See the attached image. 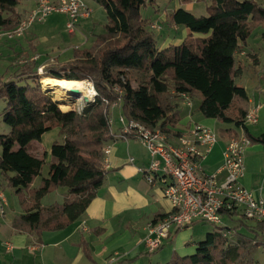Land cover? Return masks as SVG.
Instances as JSON below:
<instances>
[{
    "label": "trees",
    "instance_id": "obj_1",
    "mask_svg": "<svg viewBox=\"0 0 264 264\" xmlns=\"http://www.w3.org/2000/svg\"><path fill=\"white\" fill-rule=\"evenodd\" d=\"M92 1L102 7L107 23L103 34L93 35L90 48L74 50L68 62L43 66L42 74L37 61H26L8 80L0 79V99L5 103L2 122L10 129L0 136V173L19 197L23 214L12 222L17 231L61 230L84 214L105 179L103 148L113 139L108 121L115 101L125 120L159 129L174 141L181 134L182 108L172 91L187 94L199 103L203 118L232 126L228 133L243 131L250 145H264V133L253 137L247 131L248 97L236 85L241 47L257 28L263 30L264 42V0H210L207 16L200 17L177 8L168 14L167 22L189 34L164 49L157 46L147 30L149 22L141 15L154 0ZM18 4V0H0V31L18 25ZM42 78L78 82L90 78L96 91L94 102L81 112H64L59 102L42 91ZM134 82L138 83L135 88ZM55 129L62 142H53L49 152L40 151L42 136ZM45 165L47 177H41ZM38 177L40 185L34 189ZM58 188L65 189L63 203L41 206V200ZM236 222L213 226L202 241L194 243L193 255L173 253L166 264H254L252 251L264 248V221L238 218ZM161 247L148 253H158Z\"/></svg>",
    "mask_w": 264,
    "mask_h": 264
},
{
    "label": "crops",
    "instance_id": "obj_2",
    "mask_svg": "<svg viewBox=\"0 0 264 264\" xmlns=\"http://www.w3.org/2000/svg\"><path fill=\"white\" fill-rule=\"evenodd\" d=\"M34 4L36 6V0ZM189 5H180V8L193 10L194 7ZM15 12L18 14L16 9ZM19 17L20 20L23 19L22 16ZM163 20L160 15L159 21ZM85 21L88 19L79 23L86 24ZM90 22V29L93 31L94 21ZM183 33L185 36L189 34L186 29ZM78 36L81 37V33ZM181 41L179 40V43ZM167 47L162 46L161 49ZM247 97L248 102H252L248 94ZM198 104L194 102L193 110L183 109L181 106L182 114L178 128L179 131H184L190 125L198 124L213 131L218 130V141L203 160L202 166L206 174H216L220 182L223 179V174L219 172L224 148L234 137L233 134L240 136L243 131L228 133L226 130L233 129L230 125L219 129L217 121L202 118ZM263 111L260 110L258 115ZM197 113L201 117H198ZM259 119L255 125L246 126L248 133L253 137L264 133V114ZM116 129L113 134L117 135L119 126ZM39 145L42 147L41 143ZM105 146L110 148L109 154L104 155L103 160L105 179L84 214L61 230H46L36 234L17 231L12 227L13 220L23 214V211H16L10 221L0 225V248L6 245L5 252L0 251V264H166L173 253L180 257L194 254L195 242L190 239L193 225L188 229L172 230L158 253L151 255L147 252L143 242L147 235V225L155 218L158 220L160 216L170 213V204L165 200L161 187L149 185L139 171L148 167L149 155L138 141L113 138ZM130 158L133 159L132 164L128 162ZM244 166L245 173L240 184L264 200V145L251 144L246 149ZM2 178L0 173V179ZM33 186L34 184L32 188ZM43 199L41 206L50 207L62 204L64 195L61 203L44 205ZM236 220V215L231 219L225 218L226 223L223 225L232 226ZM8 245L11 246L10 251L7 250ZM165 245L170 252L167 255L163 254L167 251Z\"/></svg>",
    "mask_w": 264,
    "mask_h": 264
},
{
    "label": "built area",
    "instance_id": "obj_3",
    "mask_svg": "<svg viewBox=\"0 0 264 264\" xmlns=\"http://www.w3.org/2000/svg\"><path fill=\"white\" fill-rule=\"evenodd\" d=\"M52 13H61L67 17L66 30L69 35H73L81 20L91 18L92 10L84 0H36V10L25 20H20L14 29L4 32L3 36L8 39L21 38L34 22H42ZM150 28L154 29L155 26L151 25ZM42 69H38L39 74H42ZM114 90L120 93L118 88ZM172 94L182 106L188 109L192 107L193 101L189 95ZM260 109L261 105L249 102L244 118L245 126L258 122ZM119 122L116 135L112 130L113 121L111 118L108 121L113 138L136 140L147 150L149 165L139 171L149 185L161 187L171 207L170 213L164 218L147 225V235L143 240L147 252H154L162 246L172 230L182 229L198 221L212 226L223 225L224 213H233L245 220L264 221V200L240 184L245 173L244 155L250 146L243 134L233 137L225 146L219 172L223 174V179L219 182L216 174H206L202 166L203 160L218 141L215 131L192 124L181 131L178 138L170 141L159 129H149L123 117H120ZM103 152L109 154L110 148H104ZM128 162L132 164L133 159H128ZM6 204L3 192L0 191L2 215Z\"/></svg>",
    "mask_w": 264,
    "mask_h": 264
},
{
    "label": "rangeland",
    "instance_id": "obj_4",
    "mask_svg": "<svg viewBox=\"0 0 264 264\" xmlns=\"http://www.w3.org/2000/svg\"><path fill=\"white\" fill-rule=\"evenodd\" d=\"M154 1L148 4L146 8L141 10L142 18L149 22L147 30L152 33L154 39L157 42V46L160 49L162 46L165 47L177 45L179 40L183 41V39L186 37L183 33L184 28L177 29L173 26H170L167 22V17L169 13L174 11L176 8L182 7L180 5H186V3H183V0ZM189 1V4L194 7L193 10L190 11L192 14L198 17L207 16L206 7L209 5L210 0ZM18 2L19 4L16 7V11L20 16H22V20H25L32 11L36 10L34 0H18ZM84 2L92 10L93 15L90 19H88V21H85L86 24L79 23L78 28L73 35H69L67 33V17L61 13H52L47 18L42 20V22H34L24 32L22 38H18L20 40L8 39L6 36H3L4 32L0 31V79L2 78L3 81L8 80L15 70H17L22 64L26 63V61H37L39 63L38 69H40L43 68V66L53 64L54 62H68L73 58L74 50L90 48L94 42L93 35H100L104 33V26L107 23V19L102 7H100L96 2L92 0H84ZM160 15L161 18H164L163 21H159ZM90 21H94L93 31L90 29V25H92V22ZM152 24L155 26L154 29L150 28ZM80 33L81 37L78 36ZM262 33L263 30L261 28L255 29L250 38L247 40L246 45L241 47V50L238 52L237 67L240 69L241 73L236 78V85L241 86L246 90L247 94L252 100L250 103L261 105L260 110H264V80L262 79V77H264V42L262 40ZM85 82L90 83L95 91L92 79L88 78L85 80ZM137 84V82H134L132 86L135 88L137 87ZM41 88L42 91L46 93V95L52 97L53 101L60 103L59 109L64 112H81L82 108L87 103L94 102L96 97L95 91L92 99L88 100L87 103L82 101L79 104H68L66 102L58 101L53 96L50 89V92L45 91L47 90L45 85L42 86L41 84ZM260 94L261 96H258ZM182 105L183 104L180 103V106ZM4 108L5 103L2 99H0V136L8 134L10 131V129L2 122L1 114ZM182 108L188 109L185 106H182ZM118 109V101H115L114 105H112L109 111L110 118L113 121L112 130L114 132L120 125L119 119L121 115ZM193 109L194 102H192V107L188 110ZM262 114H264V111L261 112L258 117L261 118ZM197 116H200L199 113H197ZM217 127L220 129L227 127V125H223L218 122ZM57 132V130H52L42 137L41 145L43 148L39 145L40 151L49 152L51 143L55 141L59 143L62 142L63 137ZM215 132L217 133L218 130L216 129ZM238 133L240 134V131ZM104 148H106V146H104ZM104 155L106 154L104 153ZM47 161H50L49 155L47 157ZM47 173L48 167L45 165L42 168L41 177H47ZM41 177H38L34 181V189L39 187ZM5 182L6 181L3 176L2 180L0 179V191L3 192L7 204L5 207H3L4 214L2 215L0 213L1 226L5 225L7 221H10V219L14 217V213H16V211H22L19 197L15 195L14 190L11 189ZM64 192L65 189L62 188L53 190L43 199V204L47 205L54 202L61 203L63 201ZM222 221L224 223L225 218H223ZM235 224H237V222H235L233 225ZM191 228L192 235L190 239L194 242L202 241L205 237V234L213 230V226L211 224L199 221L195 222ZM4 248H0L2 253L5 252ZM8 248H11V246L8 245L7 249ZM165 249H167V251L163 254L167 255L170 253L167 245H165ZM250 258L254 264H264V248L259 247L254 249L250 255Z\"/></svg>",
    "mask_w": 264,
    "mask_h": 264
},
{
    "label": "bare ground",
    "instance_id": "obj_5",
    "mask_svg": "<svg viewBox=\"0 0 264 264\" xmlns=\"http://www.w3.org/2000/svg\"><path fill=\"white\" fill-rule=\"evenodd\" d=\"M41 81L47 89L45 91L51 90L58 101L68 104H79L84 99L91 100L95 94L92 85L85 81H61L50 78H42Z\"/></svg>",
    "mask_w": 264,
    "mask_h": 264
},
{
    "label": "water",
    "instance_id": "obj_6",
    "mask_svg": "<svg viewBox=\"0 0 264 264\" xmlns=\"http://www.w3.org/2000/svg\"><path fill=\"white\" fill-rule=\"evenodd\" d=\"M84 102H86V103H87V102H88V100L84 99Z\"/></svg>",
    "mask_w": 264,
    "mask_h": 264
}]
</instances>
